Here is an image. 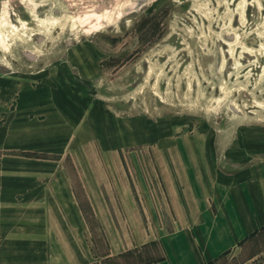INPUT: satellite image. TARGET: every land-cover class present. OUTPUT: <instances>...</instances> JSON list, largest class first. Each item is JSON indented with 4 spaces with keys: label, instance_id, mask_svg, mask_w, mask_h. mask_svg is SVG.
Listing matches in <instances>:
<instances>
[{
    "label": "rangeland",
    "instance_id": "obj_1",
    "mask_svg": "<svg viewBox=\"0 0 264 264\" xmlns=\"http://www.w3.org/2000/svg\"><path fill=\"white\" fill-rule=\"evenodd\" d=\"M243 170L264 175V0H0V186L35 191L0 196V264L47 260L39 187L81 264H149L168 187ZM210 264H264V229Z\"/></svg>",
    "mask_w": 264,
    "mask_h": 264
},
{
    "label": "crops",
    "instance_id": "obj_2",
    "mask_svg": "<svg viewBox=\"0 0 264 264\" xmlns=\"http://www.w3.org/2000/svg\"><path fill=\"white\" fill-rule=\"evenodd\" d=\"M196 176L179 177L175 181L177 188L168 187L171 218L167 219L166 225L172 229L164 240V258L149 264H210L264 229V175L254 176L243 170L232 174L215 172L213 176L206 173ZM67 188L61 187L56 190L60 192L56 193L70 195L72 189ZM47 190L46 187H39L38 190V196L45 202L43 211L50 212L48 219L58 222L57 213L61 210V203L46 204L45 197L50 199L51 191ZM34 192L28 185L25 191L15 192L0 186V196L17 193L23 196L22 201L25 202L30 201L29 195ZM68 204L76 213L75 202L69 199ZM125 217L123 223L117 222L115 225H130V216ZM138 217L142 225L143 216L139 214ZM56 222L45 221L44 230L48 231V228L50 234L45 233L37 238L39 242L48 244L45 247L47 260L43 264H81L71 249V242L60 232L62 225ZM37 255L40 257L41 252ZM25 257L22 256L23 259Z\"/></svg>",
    "mask_w": 264,
    "mask_h": 264
}]
</instances>
